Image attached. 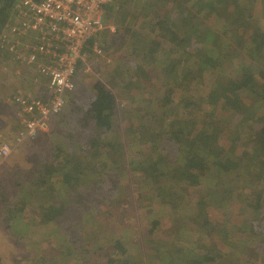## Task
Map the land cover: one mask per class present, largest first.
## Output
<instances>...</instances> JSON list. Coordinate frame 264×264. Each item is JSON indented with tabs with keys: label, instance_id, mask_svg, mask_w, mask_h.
Returning <instances> with one entry per match:
<instances>
[{
	"label": "rangeland",
	"instance_id": "obj_1",
	"mask_svg": "<svg viewBox=\"0 0 264 264\" xmlns=\"http://www.w3.org/2000/svg\"><path fill=\"white\" fill-rule=\"evenodd\" d=\"M153 1L157 4L153 5L152 0H113L111 20L102 32L105 37L98 36L95 41L99 53H93L91 47L86 66L75 76V90L70 96L76 98L74 103L69 105L67 114L55 116L46 124L47 133H39L34 140L17 141L23 129L15 125L17 111L10 97L16 92L22 94L28 85L22 82L33 81L35 70L22 67L6 45L0 47V153L5 145L10 148L8 156L0 155V264H33L35 258L45 257L49 261L57 256L66 258L69 264H180L176 260L179 249L202 252L207 248V243L198 242L197 231L190 228L201 223L198 217L203 214L202 200L191 192L197 187L185 188L183 183L133 171L128 161L138 164L149 155L155 158L153 150L159 143L156 141H162L160 138L169 124L166 120L175 116L178 120L185 115L199 120L201 125L208 119L212 107L206 95L211 84L218 80L227 83L225 80L232 76L240 79L249 69L242 50L250 41L253 29L264 33V1L207 0V7L198 2L190 14L176 10L179 17L173 13L183 1ZM15 15L0 29V36L6 24L18 20ZM116 16L118 26L114 24ZM251 17L256 21H250ZM188 21L189 26L196 25L198 32L206 33L205 41L199 34L191 36L193 46L201 47L204 43L206 52L214 59L199 78L184 81L186 74L163 65L169 54L163 50L187 45ZM19 40L22 42V37ZM221 43L227 46L220 48ZM197 48L186 46L185 64H190L191 58L196 61L200 52ZM220 56L226 58L221 67ZM179 83L182 88L173 97L168 95ZM94 84L103 85L114 97L115 114L110 131L95 128L86 114ZM186 85L188 88L183 89ZM40 86L47 89L45 84ZM32 95L34 92L29 96L42 100L47 97V94ZM215 114L209 122L220 127L218 142L223 152L245 151L249 125L233 126L235 118L229 121V115L223 116L218 111ZM224 122L230 123L228 128ZM199 133H191V140L199 138ZM89 140L93 147L87 149ZM108 140L115 146L112 150H108ZM165 141L169 146L176 145L175 141ZM176 151L168 148L166 153L174 155ZM59 159L66 162L62 174L65 180L60 184L50 189L51 184H39L31 196L22 195L16 188L20 184L25 190L31 189L29 183L43 180L48 167L56 170ZM78 195L83 204L68 203L67 198L73 200ZM17 203L21 208L11 216L9 211ZM56 208L63 213L55 216ZM153 215L161 219L156 230L148 220ZM90 220L99 223L98 235L90 234L95 230ZM181 224L183 227H178ZM258 230L264 234L263 221L258 223ZM154 237L158 243L153 252L148 243ZM115 239L124 246L122 250L113 246ZM96 240H100V245ZM261 246L247 244L246 249L236 251L231 258L235 263L239 259L240 264H252L257 259L255 249L261 248L260 253L264 254ZM146 256L152 262L143 261ZM213 259L219 260L214 256Z\"/></svg>",
	"mask_w": 264,
	"mask_h": 264
},
{
	"label": "trees",
	"instance_id": "obj_2",
	"mask_svg": "<svg viewBox=\"0 0 264 264\" xmlns=\"http://www.w3.org/2000/svg\"><path fill=\"white\" fill-rule=\"evenodd\" d=\"M177 1L175 0L174 2L177 3ZM181 1H183L182 5H179L181 7H175L174 17H179L180 15L176 10H183L185 14L195 11L194 7L198 2H203L206 7L208 5L207 0ZM18 3L19 0H0V29H2L8 18L17 12ZM114 4H116V1ZM152 4L156 5L157 2L152 0ZM114 8L115 5L113 4L106 7L104 13L105 24L109 22L108 20H111L110 12ZM117 16L119 15L117 14ZM117 16L114 24L118 26ZM250 21H256V18L251 17ZM198 30L196 25L189 26L186 29L188 36L185 38V43L187 45L172 47L169 51L162 49L163 53H169L163 65H168L169 69L172 67L171 69L175 71L179 69L186 74V80L183 79L184 81H188L190 78H199L204 72L203 70H206V67L214 59L213 56L208 55L206 52L208 50L204 48V43L201 47L199 45L193 46L194 43L191 36L199 34L203 41L206 39V37L203 39L206 33L198 32ZM104 35L100 32L99 37H105ZM166 35H169L168 29H166ZM110 40H113V38H110ZM220 45V48L227 46L225 43H221ZM186 46H192L193 50H198L197 47L200 48L198 58L196 61L194 58H191L192 62L190 64H185L184 62V58H188L184 52ZM91 47L92 40L89 49ZM89 49H87L88 52H90ZM242 51L248 62L247 66L249 69L246 70L245 75L240 79H234V76H232L225 80L227 83L223 84L218 82V80L211 84L213 86L207 90L206 99L209 101L211 105L209 107H212V111L203 124L199 125V120H191L185 115L178 120L176 118L178 116L168 119L166 122L169 124L165 128L163 136H161L162 138L159 136L162 141L160 142L159 139V141H156V143H159L158 145L156 144L153 150L155 158L149 155L143 162L138 164H135L134 161H128V167L133 171H141L148 175L151 173V177L165 178V181L171 183H183L185 188L197 187V190H192L191 192L194 194V197L197 195L202 200L203 214L198 217L201 223H196V227L191 226L190 228H194L193 232L194 230L197 231L198 242H205L208 246L202 252L186 249V247L185 250L179 249L176 260H180V264H240L239 259L235 263L234 259L231 258L236 251L240 252L246 249V245L251 243L256 245L262 244L261 247L264 246L263 231L258 230V223L264 222V33H259L256 29H253L250 41L246 43ZM220 58L222 57L220 56L218 60L219 67H221V62L226 60V58ZM179 66H185L186 68L180 69ZM226 72L233 73L232 71ZM224 75L227 77L228 74L224 73ZM164 76L167 77V74ZM181 88L182 86L179 83L173 86L167 94H171L173 97L176 91ZM186 88H188L187 85L183 89ZM31 91L29 94H31ZM92 91L93 96L89 102L86 114L93 120L95 128L110 131L113 127V116L115 114L114 97L100 84H94ZM73 93L74 91L71 93V96ZM22 94L29 96L23 91ZM29 97L31 98V96ZM75 99V97L68 96L62 110L50 117L48 123L50 124L55 116L67 114V110L70 108L69 105L71 104L72 106ZM12 104H14L13 97ZM187 107L189 106L187 105ZM217 111L223 116L229 115V121L235 118L236 121L232 124L233 126L237 125L241 127L249 125L248 135L246 136L247 140H245V151L239 154L223 152L224 149L220 147L218 142L221 135L219 131L220 127L218 124L213 126L212 122H209V120L213 121V117ZM16 118L15 125L22 126L18 116ZM61 124L65 126L64 122H61ZM229 124L224 122L225 128H228ZM208 125L209 127L207 128L206 126ZM194 131H200V136L191 140L192 136L190 134ZM215 131L217 133H214ZM45 133L47 131L41 134ZM208 134H213V136H207ZM235 134H238V132ZM70 135L71 133H68L67 138H70ZM164 139L168 140V142L175 141L176 145L169 146ZM112 140H108V150H112L115 147L112 144ZM86 147L87 149L93 147L91 140L88 141ZM158 147L160 148L159 150ZM168 148L177 149L176 154L170 155L171 153H166ZM59 160V167L56 170L51 167L45 170L46 174H44L43 180L29 183L31 184L29 185L31 189L27 188L25 190L26 188L23 189V186L20 187V184H16V188H18L19 192L21 191L22 195L31 196L34 193L32 192L33 188H36L39 184H51L49 189L60 184L63 179L65 180L62 174L64 172L63 166L66 162L64 159ZM178 176H180V180H177ZM160 190L162 191L163 189L160 188ZM169 196L175 195L170 194ZM79 197L81 195L76 196V199L73 200H70L69 197L67 201L69 204H83V200L78 199ZM194 199L192 198L191 200ZM163 203L165 204V202ZM20 208L17 203L9 211L10 215L12 216L14 212H18ZM56 210L55 216L58 215V212L63 213L60 208H56ZM148 220L152 223L153 230H156L161 222V219L155 218V215L152 218H148ZM90 222L93 224L92 228L95 229L90 231V234L98 235L100 233L99 223L91 220ZM183 225L181 224L178 227L181 228ZM186 225L189 230V223ZM186 237L190 238L189 236ZM157 239L154 237L152 239L153 242L150 241L148 243L149 250H152L154 245L157 246ZM184 240L187 241L188 239ZM96 243L100 245V240H96ZM113 246L116 247V250L117 248L118 250H122L124 247L117 239L114 240ZM189 246L193 245L190 244ZM260 249L254 250L257 259L252 264H264V254L260 253ZM154 250L157 249L154 248L152 251L154 252ZM213 256L219 260L215 262ZM150 259L152 260V258ZM146 260L152 262L149 260V256H146V259L143 261ZM33 264H69V261L66 258L63 259L62 256L53 257L52 260L50 258L49 261H46L45 257H38L33 260ZM107 264H112V262H108ZM241 264H249V262Z\"/></svg>",
	"mask_w": 264,
	"mask_h": 264
},
{
	"label": "built area",
	"instance_id": "obj_3",
	"mask_svg": "<svg viewBox=\"0 0 264 264\" xmlns=\"http://www.w3.org/2000/svg\"><path fill=\"white\" fill-rule=\"evenodd\" d=\"M112 2L19 0L15 13L18 20L5 25L0 47L6 45L9 52L16 54L22 67L33 68L47 85V97L43 100L19 92L12 94L24 130L22 139H34L39 132L45 131L50 117L64 107L67 95L75 90L77 72L86 66L91 40V50L99 53L95 41L107 28L104 13ZM8 147L5 145L1 149V156L9 155Z\"/></svg>",
	"mask_w": 264,
	"mask_h": 264
},
{
	"label": "crops",
	"instance_id": "obj_4",
	"mask_svg": "<svg viewBox=\"0 0 264 264\" xmlns=\"http://www.w3.org/2000/svg\"><path fill=\"white\" fill-rule=\"evenodd\" d=\"M81 69V68H80ZM79 69V70H80ZM33 81H30V82H22V85H24V84H28L27 86H26V89H24V91L23 92H26V94H28L29 95V93H30V91L31 90H35L34 91V95H32V96H38V97H40V96H43L44 94H45V91H46V89H44L42 86H40V85H42V84H45V81L42 79V78H39L37 75L34 77V79H32ZM39 82V83H38ZM38 83V84H37ZM34 86V87H33ZM32 93V92H31ZM14 94V93H13ZM31 95V94H30ZM68 96H71V94H69V95H67V97ZM16 111H17V107H16Z\"/></svg>",
	"mask_w": 264,
	"mask_h": 264
},
{
	"label": "clouds",
	"instance_id": "obj_5",
	"mask_svg": "<svg viewBox=\"0 0 264 264\" xmlns=\"http://www.w3.org/2000/svg\"><path fill=\"white\" fill-rule=\"evenodd\" d=\"M22 129H23V128H22ZM23 131H24V130H23ZM23 131H22V132H23ZM45 131H47V125H46V130H45ZM45 131H42V132H39V133L41 134V133H43V132H45ZM39 133H38V134H39ZM37 136H38V135H37ZM37 136H36V137H37ZM22 137H23V136L20 134L19 137L17 138V141H18V142H21V141H22V143H23V141H25V140L30 141V140H34V139L36 138V137H35L34 139H29V138H24V139H22Z\"/></svg>",
	"mask_w": 264,
	"mask_h": 264
}]
</instances>
